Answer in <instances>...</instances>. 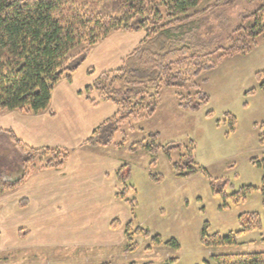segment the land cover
Segmentation results:
<instances>
[{
  "label": "rangeland",
  "instance_id": "obj_1",
  "mask_svg": "<svg viewBox=\"0 0 264 264\" xmlns=\"http://www.w3.org/2000/svg\"><path fill=\"white\" fill-rule=\"evenodd\" d=\"M216 1L203 0L191 10L194 16L184 30L192 29L191 34L198 40L213 41L214 49L228 48V36L240 16L256 3L234 0L220 6ZM131 33L141 40L145 31ZM218 55L216 50L212 55L215 65L196 78L200 89L208 95L207 104L195 111L182 108L176 88L162 86L160 102L152 116L127 117L115 132L113 144L96 146L106 147L104 153L121 163L122 174L129 173L126 196L135 199L133 209L121 199L102 212L91 206L83 218L66 219L60 216V210L48 213V221L58 217L65 228L49 223L37 225L28 219L27 227L14 229L8 222L14 211L0 205V264H206L212 263L216 254L264 251V207L259 190L263 167L253 162L264 160V90L256 79V72L264 69V36H258L245 53ZM252 88L254 92H249ZM93 99L94 104L100 100L99 96ZM208 111L212 114L207 115ZM229 113L236 120L234 130H230ZM151 133H157L158 145L175 143L178 148L168 155L160 147L154 162L147 149H129L140 141L152 143ZM5 146H9L7 140L0 137V154L7 153ZM190 153L201 171L190 177L178 176L172 162ZM10 156L14 159L13 154ZM16 157L19 159L18 154ZM103 162L101 159L93 165L102 166ZM35 171L38 170L31 174ZM247 185L257 188L243 191ZM6 190L13 189H0L1 198ZM254 211L261 216V227L241 233L235 244L202 243L204 229L208 234L234 232L240 228L239 215ZM112 218H118L121 225L110 228ZM129 221L133 229L140 227L150 233L149 237L132 234L137 243L133 249L128 248L130 243L124 232ZM81 223L82 228L90 226L93 230L88 234L81 229L72 237L70 232H77ZM156 234L162 240L153 244ZM171 239L178 245L170 243Z\"/></svg>",
  "mask_w": 264,
  "mask_h": 264
},
{
  "label": "trees",
  "instance_id": "obj_2",
  "mask_svg": "<svg viewBox=\"0 0 264 264\" xmlns=\"http://www.w3.org/2000/svg\"><path fill=\"white\" fill-rule=\"evenodd\" d=\"M203 0H0V110H17L23 113H38L49 106L55 86L63 79L71 80L73 73L83 64L93 45L115 31L145 34L138 44L122 59L115 69L100 73L86 87L95 90L99 98L115 103L117 111L98 125L85 140V144L107 146L113 144L118 127L129 117H149L160 102L162 86L176 88L179 106L191 111L208 103V95L200 89L197 77L215 65L213 53L218 57L239 51L245 53L258 36H264V0H247L256 3L246 14L240 16L236 28L228 36L230 45L212 47L213 41L198 40L184 30L192 21L191 10ZM234 0H217L216 5H230ZM220 50V51H219ZM91 72V70H89ZM259 88L264 90V69L256 72ZM183 88H186L184 92ZM254 88L249 92H254ZM94 103L95 100L87 97ZM208 111L207 115H211ZM230 130L235 128V117L229 113ZM264 141V124L261 125ZM10 138L16 149L23 173L20 178L7 181L0 172V189H15L27 180L34 170L59 169L69 158V150L62 147L27 145L13 131ZM152 143H133L129 149L145 148L156 159L160 145L151 133ZM169 155L178 144L162 147ZM253 162L263 167L259 187L264 207V160ZM178 176L190 177L201 171V167L190 153L172 162ZM123 183L117 195L129 203L131 209L135 199L126 196L129 173L118 172ZM154 179L157 176L152 175ZM256 186L247 185L243 191ZM240 228L227 234L202 232L201 241L206 246L230 245L238 236L261 227L258 212L239 215ZM111 227L121 225L118 218ZM124 232L129 240V249L136 247L132 234L150 236L140 227L132 228L130 221ZM159 234L153 235L152 243L161 242ZM177 246L175 239L169 240ZM206 264H264V251L224 253L212 257ZM108 264V263H103ZM136 264V263H130ZM143 264H154L145 262ZM168 264V263H165Z\"/></svg>",
  "mask_w": 264,
  "mask_h": 264
},
{
  "label": "crops",
  "instance_id": "obj_3",
  "mask_svg": "<svg viewBox=\"0 0 264 264\" xmlns=\"http://www.w3.org/2000/svg\"><path fill=\"white\" fill-rule=\"evenodd\" d=\"M140 38L133 33L115 32L95 44L71 80L63 79L55 86L46 110L38 113L0 112V137H4L10 146H5L7 153L0 154V172L5 180L18 179L23 173L9 130L29 146L62 147L70 153L63 167L35 171L15 189L6 190L8 193L4 191L0 205L14 211L8 216L9 227H27L28 219L37 225L49 223L61 227L63 224L58 222V217L48 221V213L60 210V216L64 215L66 219L83 218L91 206L102 212L124 200L116 194L122 186L117 175L121 171V163L104 153L106 147L85 144L92 131L115 114L118 106L102 99L96 104L91 103L87 97L97 98L99 95L95 90H85L100 73L117 68ZM106 59L108 61L104 63ZM101 159L104 160L102 166L93 165L100 163ZM71 226L75 228L73 223ZM80 230L90 234L93 229L90 226L82 228L81 223L77 232L72 231L70 235L75 238ZM69 243L73 241L69 240Z\"/></svg>",
  "mask_w": 264,
  "mask_h": 264
}]
</instances>
